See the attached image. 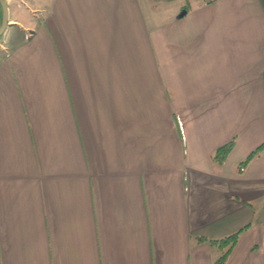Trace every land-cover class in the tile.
<instances>
[{
	"label": "crops",
	"instance_id": "1",
	"mask_svg": "<svg viewBox=\"0 0 264 264\" xmlns=\"http://www.w3.org/2000/svg\"><path fill=\"white\" fill-rule=\"evenodd\" d=\"M4 1L0 264H264V0Z\"/></svg>",
	"mask_w": 264,
	"mask_h": 264
},
{
	"label": "trees",
	"instance_id": "2",
	"mask_svg": "<svg viewBox=\"0 0 264 264\" xmlns=\"http://www.w3.org/2000/svg\"><path fill=\"white\" fill-rule=\"evenodd\" d=\"M218 0H201V5L208 6L213 3H215ZM1 17H2V10L0 7V23H1ZM233 147V143H228L220 148H218L212 155V161L215 163H222L225 160V157ZM264 149V144L255 149L246 159H244L240 164L237 165V173H241L244 168L247 166V164L257 156L262 150ZM246 226L240 228L236 232L227 235L219 240H207L206 237L203 236H197L196 241L198 242H205L208 241L211 245H218L219 248H221V253L217 258L214 259L213 264H225L227 257L232 250L233 246L235 245L237 238L239 234L244 230Z\"/></svg>",
	"mask_w": 264,
	"mask_h": 264
},
{
	"label": "rangeland",
	"instance_id": "3",
	"mask_svg": "<svg viewBox=\"0 0 264 264\" xmlns=\"http://www.w3.org/2000/svg\"><path fill=\"white\" fill-rule=\"evenodd\" d=\"M201 0H166L165 1V3L167 4V5H169L168 6V8L171 6H177L178 4H180V3H183L184 4V6H185V8L181 11V13L182 12H184L186 9H191V8H193L194 6H196L199 2H200ZM163 2H162V0H160V4H162ZM166 5V6H167ZM33 12V13H32ZM32 14H36L35 12L36 11H33L32 10ZM39 14V13H38ZM42 14H40L39 16H41ZM10 25V24H9ZM2 38H3V36L2 37H0V41L2 40ZM5 45L2 43V44H0V49L1 50H5Z\"/></svg>",
	"mask_w": 264,
	"mask_h": 264
},
{
	"label": "water",
	"instance_id": "4",
	"mask_svg": "<svg viewBox=\"0 0 264 264\" xmlns=\"http://www.w3.org/2000/svg\"><path fill=\"white\" fill-rule=\"evenodd\" d=\"M0 7L2 10V17H1V23H0V37L4 36L7 27L9 26L8 23V7L4 0H0ZM185 12H182L183 15Z\"/></svg>",
	"mask_w": 264,
	"mask_h": 264
}]
</instances>
